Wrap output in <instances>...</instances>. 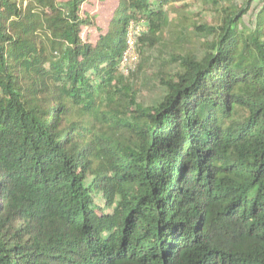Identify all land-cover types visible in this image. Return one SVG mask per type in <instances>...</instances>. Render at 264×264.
Segmentation results:
<instances>
[{
	"label": "trees",
	"instance_id": "obj_1",
	"mask_svg": "<svg viewBox=\"0 0 264 264\" xmlns=\"http://www.w3.org/2000/svg\"><path fill=\"white\" fill-rule=\"evenodd\" d=\"M194 1L0 0V264H264V0Z\"/></svg>",
	"mask_w": 264,
	"mask_h": 264
},
{
	"label": "rangeland",
	"instance_id": "obj_2",
	"mask_svg": "<svg viewBox=\"0 0 264 264\" xmlns=\"http://www.w3.org/2000/svg\"><path fill=\"white\" fill-rule=\"evenodd\" d=\"M189 1H193V0H189ZM218 1V4H215L214 0H199V1H194L191 6H188V8H186V10L181 9V17L183 19H185L186 21H184L185 26L188 25L187 27V37L186 39H189L190 42L188 41H183L188 43L190 46L194 47L196 49V47L198 49L201 48V43L199 41V39L197 38L196 34H194L193 32V22L194 23H205L206 25L210 26V25H214L217 21V9H219L220 6H224L227 4L226 0H216ZM231 2H242L243 0H230ZM95 4H97L96 1H94ZM263 0H254L251 4V9L249 11V13L247 14L246 18L248 19H253L255 12L257 11V9L262 5ZM98 9L99 6H98ZM102 11V10H101ZM105 16V18L107 17V13L103 14ZM176 15H172V23L171 24H176V20H175ZM186 18H188L189 20H187ZM141 26L146 30L147 26L145 23H142ZM171 33H166L165 35H163V37L161 38V46H160V50H162L163 52H168L171 47L175 44H177L176 40H174V43H171ZM176 37H174L175 39ZM187 44V45H188ZM194 45V46H193ZM155 54L158 53L157 49L154 50ZM154 51H152V53H154ZM162 52V53H163ZM164 54V53H163ZM149 93L148 92H144L143 96L144 97H148Z\"/></svg>",
	"mask_w": 264,
	"mask_h": 264
},
{
	"label": "built area",
	"instance_id": "obj_3",
	"mask_svg": "<svg viewBox=\"0 0 264 264\" xmlns=\"http://www.w3.org/2000/svg\"><path fill=\"white\" fill-rule=\"evenodd\" d=\"M142 23L135 24L133 22L129 25V30L126 38V48L120 60V70L124 75H129L137 66L139 56L137 52L138 37L146 31Z\"/></svg>",
	"mask_w": 264,
	"mask_h": 264
}]
</instances>
